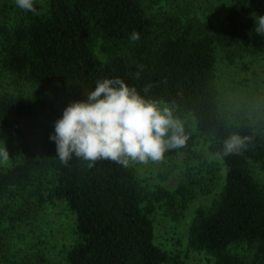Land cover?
<instances>
[{
	"label": "trees",
	"instance_id": "obj_1",
	"mask_svg": "<svg viewBox=\"0 0 264 264\" xmlns=\"http://www.w3.org/2000/svg\"><path fill=\"white\" fill-rule=\"evenodd\" d=\"M171 1L46 0L33 15L14 0H0V127L18 138L20 155L0 172V264H57L36 240L40 226L32 220L38 204L54 200L65 201L76 217L77 240L65 264L169 262L156 244L153 210L144 205L145 189L131 164L75 158L65 164L49 138L59 100L86 99L98 80L114 77L142 95L150 85L147 97L192 116L222 160L220 199L213 210L196 212L191 245L215 264H248L230 252L246 244L256 264H264V188L251 170L264 165V135L250 122H230L217 86L220 55L231 64L264 59V34L255 30L264 0H231L220 24L152 13ZM133 31L140 40L130 41ZM99 43L105 61L96 54ZM10 77L31 89L15 93L4 84ZM233 133L247 137L246 146L224 156L223 141Z\"/></svg>",
	"mask_w": 264,
	"mask_h": 264
},
{
	"label": "rangeland",
	"instance_id": "obj_2",
	"mask_svg": "<svg viewBox=\"0 0 264 264\" xmlns=\"http://www.w3.org/2000/svg\"><path fill=\"white\" fill-rule=\"evenodd\" d=\"M45 1L36 0V3L45 5ZM230 2L174 0L155 5L151 11L153 14H176L185 20L201 19L220 24ZM259 16H264V9ZM100 45L96 48V54L105 61L107 57L100 50ZM217 74L219 100L230 122H250L264 135V59L245 58L231 64L220 55ZM4 84L15 93L31 89L28 83L13 77L5 80ZM71 102L68 98L59 100L57 119ZM176 114L185 122L189 137L186 145L167 152L161 161L134 163L131 166L145 189L144 205L153 210L156 244L168 253L167 264H215L207 252L191 245L190 230L196 212L199 209L213 210L220 199L225 178L223 163L216 153L213 154L214 144L211 140L198 131L194 118ZM0 147H7L10 156L6 161L0 160L2 172L20 158L18 138L4 127H0ZM251 170L256 181L264 188V165L254 164ZM53 181L52 177L46 180L45 192L52 187ZM38 207L32 220H37L43 232L36 229V235H39L36 240L40 239L49 248L47 256L54 263L65 264V254L77 240L76 217L65 201H49L38 204ZM230 252L248 264H256L254 249L246 244L233 245Z\"/></svg>",
	"mask_w": 264,
	"mask_h": 264
},
{
	"label": "clouds",
	"instance_id": "obj_3",
	"mask_svg": "<svg viewBox=\"0 0 264 264\" xmlns=\"http://www.w3.org/2000/svg\"><path fill=\"white\" fill-rule=\"evenodd\" d=\"M14 4L24 12L40 15L36 0H14ZM255 21L256 32L264 34V16ZM129 39L140 40V33L133 31ZM149 87L143 88L142 95L120 77L103 78L85 94L86 99L69 103L49 137L60 161L68 164L75 158L94 163L105 159L127 168L134 163L161 161L167 152L184 147L189 139L185 122L173 106L147 97ZM247 140L231 134L223 141L222 154L238 153ZM9 157L7 147H0V160Z\"/></svg>",
	"mask_w": 264,
	"mask_h": 264
}]
</instances>
